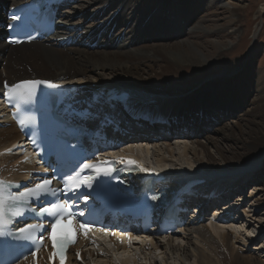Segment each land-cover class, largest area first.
<instances>
[{
    "label": "bare ground",
    "instance_id": "1",
    "mask_svg": "<svg viewBox=\"0 0 264 264\" xmlns=\"http://www.w3.org/2000/svg\"><path fill=\"white\" fill-rule=\"evenodd\" d=\"M18 1L20 0H0V22L3 20L2 7H13ZM82 1L84 0H75L73 5L83 3ZM89 1L87 3L89 5L99 3L98 0ZM205 1L182 0L169 4L167 0H119L121 6L110 4L108 5L110 10L101 11L103 13L99 11L95 14V18L100 16V13L101 18L102 16L106 18H104L105 21L102 19L104 23L101 26H96V28L91 26L95 30L79 33V29L75 27L74 33L70 34L73 36H62L71 38L80 36L77 38L79 39L77 44L86 40L90 46L95 44L94 49L89 46H75V44L60 47L56 43L47 42L9 48L0 43V89L3 81L11 85L18 81L34 79L53 82L65 81L67 84L75 85L80 94L126 89V96L130 98L131 105L135 109L155 112L172 118L170 120H176L177 124L172 125L170 131H177L188 126L190 131L188 134L181 132L178 133L179 135L171 136V139L168 138V134L162 135L163 140L147 142L148 146L136 147L135 150L151 154L153 161L162 165L161 171H169L174 168V172H177L170 174L168 178L171 180L181 177L189 169L190 174L188 175L191 177L205 176L202 184L207 189H212L216 184L220 186L216 192L219 199L222 200L221 205L219 204L220 206L212 211V218H217L209 221L211 228L208 227V224L206 227L214 231L219 243L223 246L222 248L230 257L240 259L244 264H254L255 261L264 264L262 258L260 259L264 252L260 251L258 247L254 249L257 255L251 254L250 247L254 245L253 239L251 237L242 238L247 233L246 231L244 234V229L249 230L255 225L256 217H264V212L259 214L264 211V187L258 188L257 184L264 169V72H261L260 75L257 74L252 69L250 58H248L245 64L241 63L240 67H243L240 72L229 67L227 71L212 74L207 79L204 78V73H199L200 79L195 76L193 79L170 82L169 88H160L157 85V81L163 83L165 75L176 70H182L186 66L200 70L212 62L204 60L202 47L198 45V43L202 44L200 43L201 38L211 32L208 27L206 29L203 26L202 22H205L206 18L200 16ZM114 2L116 4V0ZM143 2L150 8L153 7L155 12L147 15L146 13H150V11L148 12L147 7L141 8ZM214 2L215 0L207 1L208 4H211L210 6ZM223 9L228 11L229 16L231 15L232 23L238 22L237 18L232 15L233 9L231 10L227 6ZM80 10L85 14L88 8L82 7ZM128 10H131L129 15L126 14ZM112 11L113 13H111ZM170 14L180 17L179 21L173 23L167 19L171 17ZM194 17L198 18V23L193 24L192 31L186 33L181 25L190 24ZM90 18L92 17L90 16ZM64 21L68 24L72 22V25L75 23L70 17H64ZM71 24L70 26H72ZM123 28H125L124 31H122ZM226 28L228 29L224 32L227 38L239 36L237 28L233 26ZM117 31L118 33H116ZM158 32L161 34L158 35ZM256 32L252 37L253 41L256 38ZM201 33L204 34V37L200 35ZM2 34L3 31L0 29V36ZM161 35L164 38L163 45L156 44L155 42L161 43L159 41ZM98 36L100 38L96 44L95 39ZM146 42L153 43V45L147 46ZM230 115L232 117H229ZM215 118H218L216 122H214ZM218 121L220 124H217ZM195 124L199 125L197 132L192 130ZM131 133V136L134 137H138L141 133L145 134L141 131H132ZM173 137L177 139L185 137L191 145V147L186 145L181 147L184 159L179 160L180 164L177 163L178 165H172V161L167 160L165 155L175 157L176 150L181 145L179 142L182 143L186 140L175 141L172 139ZM18 138L19 135L11 122L6 118L0 120V152L10 147L12 142ZM141 139L147 141L149 137ZM221 144L228 150L224 149ZM210 150L213 151L215 157L210 154ZM200 153L201 160L199 159ZM230 158L233 159L230 160ZM239 164L240 166H238ZM242 165L245 166L242 167ZM250 165L253 171L249 168ZM0 166L5 168L2 174H6L12 168L35 170L34 167L22 163L15 156L0 157ZM219 169L225 170V172L218 175L216 171ZM214 171L215 173H213ZM239 175L242 177L240 178ZM242 182L243 185L245 184L244 186L256 184L253 186L255 192L244 198L242 193L244 188L240 185ZM204 189L205 187L200 188V186L195 188L198 190L195 194L197 205L202 206V211L207 205L205 200H200V195H203L201 192H204ZM243 198L248 201L250 210L243 208L245 205V201H242ZM239 206L243 209L236 211L235 216L229 217L232 223L237 220L236 224L239 227L228 225L229 220L226 223L227 228L218 226L224 216L227 219L230 213L235 212L234 209L230 210L231 208ZM199 213L201 214V212ZM237 215L239 217H236ZM258 224H262L260 229L264 231V223L259 222ZM203 225L202 223L193 225L188 230H182V236H176L179 239L182 237L186 241L183 248L174 246L175 237H172L163 238L162 241L153 239L149 243L143 242L144 244L138 247V250L145 249L151 253L159 250L166 256L171 252L176 253V256L183 262L192 256L196 264H218L219 261L218 263L214 261L215 236L211 235L212 233ZM242 225L244 228L240 227ZM190 230L195 237L189 241V238H186V233L191 232ZM231 238L242 242L243 249L236 251L230 242ZM249 243H251L250 247ZM76 248L80 249V246ZM244 248L247 250L245 251ZM261 248L264 246L262 245ZM187 253L191 254H189L190 258L189 256L187 258ZM239 254H244V256ZM127 255L128 253L120 255L119 261V257L112 260L106 257L94 258L91 252H82L83 259L91 256L95 264H128L129 262L124 259ZM122 259L124 261H121ZM143 261L146 264L148 260L144 258ZM159 264H166V262Z\"/></svg>",
    "mask_w": 264,
    "mask_h": 264
},
{
    "label": "rangeland",
    "instance_id": "2",
    "mask_svg": "<svg viewBox=\"0 0 264 264\" xmlns=\"http://www.w3.org/2000/svg\"><path fill=\"white\" fill-rule=\"evenodd\" d=\"M98 1H99V3H96V4L94 3L93 5L87 4L90 2L89 0H84V1H82L83 3L80 2L77 4L75 3L76 5H72L70 7L72 9V11L67 12L69 14L68 16L70 18H73V23L74 22L76 23V24L74 23L72 26L76 27L77 29L83 28L82 31H88V30L93 31L95 29H93L91 26L96 28V26H101L104 23L105 17L102 16V18H101V13L106 12V10L108 11V9L110 8L108 5H110V4L112 6L113 5L117 6L118 4L120 6L122 5L119 2V0H116V4H115L114 0H106V1L98 0ZM167 1L170 4V3H178L179 1H182V0H174V1L173 0H167ZM207 1L209 2V1H213V0H206L205 1L204 6H202V8H201L200 16H204L206 18V21L202 22V23H204L203 26H204V28L206 27V29L209 28L208 30L209 31L211 30V32L208 33V35L206 37H204V34L201 33L200 35H202L204 38H201L200 43H202V44L198 43V45L200 47H202L201 50L203 53V57L205 58L204 60L212 61V62L209 63V65L207 67L200 69V70H196L194 68H189L188 66H186L182 70H176L171 74H167V75H165V79H163V83H159L157 81V85H159L160 88H165V87L169 88L170 82H180L183 80H188L190 78L193 79V77H195V76L199 77L198 79H200V76L198 75L199 73H204L203 76L205 79H207V78L211 77L212 74H219L223 71H227V69H229V67H233V69H236L240 72L242 70V67H243V66L240 67L241 63L245 64L248 61V58H250L249 60L251 61L250 64L252 66V69L255 70L257 74L260 75L261 72L262 73L264 72V0H215V2L212 3V6H210L211 4H208ZM226 6L228 8H230L231 10L233 9L234 12L232 15L235 16V18H237V20H238L237 23H235V24L232 23V21L230 19L231 15L229 16V14L227 13L228 11L223 9ZM82 7L88 8L86 13L84 12L85 14H83V12L80 10ZM145 7H147L148 12L150 11V13H146L147 15L153 14L155 12L154 11L155 9H152L153 7L150 8L145 2H143L141 5V8H145ZM221 7H223V8H221ZM101 9H103V10H101ZM99 11L100 12L103 11V12H101L100 16H97L96 17L97 19H96L95 14L98 13ZM89 12H90V14H89ZM130 12H131V10H128L126 14L129 15ZM111 13H113V11ZM180 14H182V13L180 12ZM172 15L173 14H170L171 17H168L167 19H169L173 23L178 22L180 17H175ZM90 16L93 19L90 18ZM196 23H198V18L194 17V18H192L190 24H187V25L182 24L181 26L185 29L186 33H189L190 31H192V28L194 26L193 24H196ZM258 24H260L259 28H257ZM213 25H215V26H213ZM231 26L238 29L239 36H233L232 38H230V37L227 38L224 30L228 29L226 27H231ZM220 28H222V29H220ZM257 29H258V31L256 32ZM124 30H125V28H123L122 31H124ZM255 32H256V38L253 41L252 37L255 34ZM116 33H118V31ZM157 34L160 35L161 33L158 32ZM220 37L221 38L224 37V39H221ZM163 39L164 38L161 35L160 39H159V41H161V43L160 42H155V43L156 44L157 43L162 44ZM0 43H2V42H0ZM146 44H147V46L153 45V43H149V42H146ZM164 81H165V83H164ZM229 117H232V115H230ZM222 119H224V118L222 117ZM217 120H218V118H215L214 122H216ZM217 124H220V122L218 121ZM196 127H197V129H196ZM192 130L194 132H197L199 130V125L195 124L192 127ZM204 131H205V129H204ZM183 139H185V137L178 139V141H181ZM185 140L187 142L186 141H183L182 143L179 142L181 145H179V147H178L179 149L176 150L175 157L174 156L168 157V155H165L167 157V160L169 159L170 161H172V165L173 164L176 165L177 163L180 164L179 160L184 159V157H183L184 155L182 154V148L181 147H184L185 145L191 147V145H189V143H188L189 141L187 139H185ZM221 145L224 147V149L228 150L226 148V146H224L223 144H221ZM209 152L213 157H215L213 151L210 150ZM142 153L140 152V155L143 158L145 157L144 159L149 162L151 160V158L149 157V153H147L146 151L142 152ZM201 157L202 156L200 153L199 159ZM231 159H233V158H230V160ZM257 159H258V157H257ZM214 160L217 161V159H214ZM251 163H254V162H251ZM238 166H240V164ZM243 166H245V165H242V167ZM249 168H251V165ZM263 171H264V169L262 170V174L259 177L260 180L257 183L259 185L258 188L264 187V172ZM223 172H225V170L219 169L218 171H216V173L218 175H220ZM235 172H236V170H235ZM205 173L208 174L209 172H205ZM213 173H215V171ZM240 174H242V173L240 172ZM239 176H240V178L242 177L241 175H239ZM240 185H242L244 188L243 192H242L244 195V198H245V196L247 197L248 195L253 194V192H255L253 190L254 189L253 186L256 184H254V185L249 184L250 186L247 185L248 186L247 187V186H244L245 184L243 185V182H242V183H240ZM242 201H245V199ZM247 203H248V201H245V203H244L245 205L243 208L246 210L247 209L250 210ZM243 208L239 207L238 211L240 209H243ZM262 212H264V211H261L259 214H261ZM230 214H232V213H230ZM235 214H237V212L232 214L231 217L235 216ZM229 215H228L227 219L225 218V220L226 221L229 220V222H230ZM224 217H226V216H224ZM236 217H239V215H237ZM263 218L264 217H261V216L256 217L255 219L257 222L255 223V225L253 227H251L249 230L244 229V234L246 231H247V233H246V236L242 237L244 239H245V237H251L253 239L252 241H253L254 245H252L250 247L251 243H249L248 246L250 247V250H252L251 254H254V255H257V253H255L256 251H254V249H256L257 247H258V249H260V251L264 252V248H261L262 245L264 246V234H263L264 231H261V229H260V225H262V224H258L259 222L264 223ZM236 221H234V223L230 222V223H228V225L233 226V227L234 226L239 227L236 224ZM209 224L210 223H208V227H210ZM206 225H205V227H206ZM218 226L227 228L226 223L225 224L219 223ZM208 227H206V228H208ZM240 227L244 228V225H242ZM263 228H264V226H263ZM208 230L210 231V233H212L211 235L215 236V233L212 229L208 228ZM228 231H230V230H228ZM192 237H195L193 235L192 231L189 233H186V238H189V241L193 240ZM233 238H231L232 241L230 240V242L233 244V247L235 248V250L239 251V250L243 249L242 242L236 241ZM214 239H215L214 245L216 244L215 245L216 249H214L215 250L214 261H216L217 263L219 261L218 264H244L241 262L240 259H235L234 257H230L229 254L226 252V250L224 248H222L223 246H221V244L219 243L216 236ZM177 240H178V242H176ZM174 242H175L174 246H181L183 248L186 241L182 237H180V239L176 238L174 240ZM139 250L141 252L146 251L145 249L144 250L139 249ZM244 250L246 251L247 248H244ZM189 254L190 253H187V258H188V256L190 258L191 254L190 255ZM142 255H139V253L136 254L135 259H136L138 264L142 263L144 258H146L148 260V261H146V264H154L155 262H157V264L165 263V262H166V264H196V262H194V259L192 258V256L190 259L183 262L179 259V257L176 256V253H172V252L168 256H166L165 254H163L162 251H159V250H157L153 253L146 251V253L145 254L142 253ZM239 255L244 256V254L243 255L239 254ZM245 255H246V253H245ZM263 258H264V255L260 256V259L262 261H264ZM233 259H235V260H233ZM144 263H145V261H144ZM130 264H132V263H130ZM133 264H135V262H133ZM254 264H259V262L255 261Z\"/></svg>",
    "mask_w": 264,
    "mask_h": 264
},
{
    "label": "snow or ice",
    "instance_id": "3",
    "mask_svg": "<svg viewBox=\"0 0 264 264\" xmlns=\"http://www.w3.org/2000/svg\"><path fill=\"white\" fill-rule=\"evenodd\" d=\"M12 19L16 20L17 17L13 16ZM12 43H20V41H12ZM41 85L49 89L58 87L50 81L41 79L24 80L11 86L5 83L6 91L4 92V97L9 104L15 102V107L19 112L22 104H31L33 98L37 96V90ZM28 110L30 111V108ZM14 118L18 119V123L22 128L29 126L34 119L30 116L19 118L17 114H14ZM120 163L129 166V170H134L137 166V162L133 159H121ZM77 168L78 170L73 169V173L67 175L65 184L69 191H74L75 188L84 186L91 188L92 182L97 180L98 177L111 176L115 171L110 161L95 163L90 159L78 164ZM86 170L92 174L83 175ZM139 171L146 173L149 170L139 166ZM51 184L52 181L50 179H43L42 182L37 183L34 187L24 186L23 191L12 192L9 189L20 186L10 185L0 180V238L12 236L14 240L28 242L33 245L31 255L34 261L44 243V236L40 235L41 233L46 232L47 239L51 241L53 249L49 257L51 261L53 257L57 256L63 260L67 248L75 242L78 231L87 237V234L95 229V225L91 221H78L79 217L85 215L83 211H74L73 204L57 200L48 207H40L38 210L36 208L31 209L37 218L42 215L49 217L50 228H47L43 222H33L25 223V226L19 228L15 235L8 230L9 225L18 222V218H22L35 201L56 194L57 190L53 189ZM73 185H75V188ZM99 230L105 232V235L108 234V230ZM111 234L115 235V232ZM77 258H79V252L77 253ZM25 259H27V256H25Z\"/></svg>",
    "mask_w": 264,
    "mask_h": 264
}]
</instances>
